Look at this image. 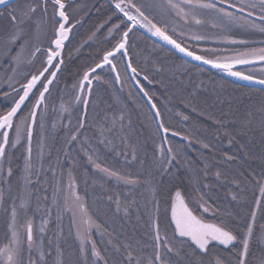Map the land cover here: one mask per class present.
Segmentation results:
<instances>
[{
    "label": "snow or ice",
    "instance_id": "snow-or-ice-1",
    "mask_svg": "<svg viewBox=\"0 0 264 264\" xmlns=\"http://www.w3.org/2000/svg\"><path fill=\"white\" fill-rule=\"evenodd\" d=\"M114 10L117 14H122L120 24H115L108 30L109 35L113 36L115 43L103 50V54L99 56L98 61L93 65L86 66L80 78L72 85L73 98L76 105H83L85 108L89 105V97H92L95 81L97 85L100 83L111 84V81L105 79V69L107 73H115L114 81L120 82L122 77L117 70V62H123L128 55V40L129 34L134 29L143 28L152 36L171 45L172 48L182 53L186 57H190L193 61L200 62L203 65H210L214 69L221 72H226L229 76L236 77L239 80L254 81L260 85H264V76L256 80L251 73L245 74L244 71L235 70L238 65H251L257 61L264 62V47H248L249 42L245 39H235L230 32L233 27H240L246 31H258L264 34V0H238V3H233L231 0H152L151 3H136L135 0H113ZM228 6L225 7L224 5ZM49 7L51 15L49 16ZM72 7L71 0H39V2L18 3L17 0H0V19L7 20L10 24V29L7 33H0V45L5 49V56L10 57L8 60L9 69L12 75L8 76V88L10 91L0 93L4 100L0 101V174L7 172V177L13 176L12 156L7 151L9 147L15 148L21 143L22 138L27 140V155L24 157V166L20 180V192L12 198V207L10 210L11 222L8 224L9 233H6V242L0 245V264H46L45 256H51L52 251L47 253L43 249V238L33 235V221L27 218L21 232L18 226L17 218L21 212L27 217L30 210V203L33 198L34 183L32 177H39L40 170H43V141L45 132L48 129V98L52 95V89L58 83V76L61 75L66 67L63 50L65 42L69 40V34L74 27L71 23L72 16L70 9ZM40 10L41 17L35 22V29L32 36L29 37L25 26L29 21H32L36 16L37 10ZM235 9L236 11H230ZM150 11H157L161 15V19L168 16H173L182 20L185 24L194 23L201 25L205 21L202 18V13L211 14L215 22L212 27H220L225 33L222 41L229 45L244 46L243 50L237 49L231 55L221 54L219 49H204L198 54L195 50H190L187 45L178 42L169 33L167 23L161 24L154 17L149 15ZM126 18V19H125ZM259 21V22H257ZM50 23L51 35L47 37V47L43 45L42 36L46 35L40 31L41 24ZM121 24L125 27L121 29ZM175 32V28L172 29ZM180 35H183L181 32ZM193 40H203L204 36L195 34L191 37ZM31 42L33 51L32 59L28 61L31 64L36 58L37 53H41L45 59L41 62L40 67L35 71H21V66L24 64L22 58L23 52L28 48ZM78 50V49H77ZM130 69L132 79H136L139 75L137 68L133 67L131 60L125 62V78L127 70ZM17 75L23 76V82L19 80L16 83L20 84L19 88L13 86L12 81ZM144 80L149 84L152 83L147 75H144ZM136 84L139 92L147 98V103L154 110L155 118L161 116L157 104L153 102V95L140 84L139 79H136ZM131 96V93H129ZM5 101H8L5 103ZM71 105L65 107L61 104V109L68 111ZM195 111V109H193ZM87 112L84 113L85 119ZM72 112L69 111V124L66 127L67 137L66 144L75 146L76 142L81 144V151L87 156V162L92 165V168L98 173L103 174V177L115 178L117 182H123L125 185L137 186L141 184L139 178H130L127 175H121L118 172L103 166L101 162V153L99 147H91L89 138L81 132L85 129V119L77 117L75 126L71 123ZM183 120L187 121L188 116H183ZM96 127L99 130L98 143L107 148L112 142L107 138V134H112L119 125V131L125 130V113L122 110L119 114H109L105 112L103 115L97 114L94 118ZM254 121H258L259 127L264 131V105L257 111H248L247 122L251 125ZM131 120H128L127 127L130 128ZM57 125L52 124L51 128L54 131ZM39 128L40 137V152L36 162L32 158V138L34 129ZM163 130L165 134L169 133L170 128L166 127L162 120L159 121L157 131ZM11 134V135H10ZM171 135L181 136V133L172 131ZM84 136L81 140L80 137ZM126 140V137L124 138ZM163 139L167 140V136ZM182 140L187 141V144L179 143L172 146L169 141V146L165 148L163 144L158 146L159 164L163 172H168L174 162H183L185 149L192 144L199 143L205 149L209 148V144L204 143L198 137L193 135H184ZM138 148L132 145L131 160H137ZM67 156L68 153L65 152ZM127 159V156H126ZM233 159V157H229ZM39 163V169L37 168ZM73 163L75 161L73 160ZM141 164L144 161H140ZM7 166V167H6ZM207 167V165H205ZM55 175V170L49 168ZM69 176V189L71 196H64L61 205L63 210L72 214V223L76 227V238L80 244V254L87 264V245L90 241L91 229L95 227L100 229V225L88 215L87 208L82 202V198L73 190L74 181L72 179L71 170ZM219 177L220 173L217 172ZM7 182V181H5ZM150 184V181H144ZM153 196L155 197V189L153 188ZM61 191L59 184L53 193V204L56 203V197ZM260 194L264 197V185L260 187ZM168 196L171 203V216L169 227H171V235L167 229L164 230L163 237L161 236V227L158 222H153L151 227L153 230L152 244L146 245L144 248H133L131 244H125L123 247L127 250L123 264H224L220 258L215 260L209 259L205 261V256H211L212 248L218 244L229 249L236 255V264H249L248 257L250 256L251 242L254 239V227L250 223L246 227V232L241 236L236 233L225 222L215 223L206 221L203 216L197 215V211L202 209L204 213L210 211L207 202H198L196 207L190 206V202L185 199L181 191L176 190L174 195L170 189ZM4 192L0 189V206L4 203ZM20 200L19 209L16 205V200ZM37 201L40 197H36ZM44 199H47L45 196ZM112 200V197H108ZM236 200L235 195L232 196ZM259 206L261 201L256 202ZM116 211H121V202L117 198L115 201ZM39 208V204H37ZM5 211H8L5 209ZM127 215V208L124 209ZM215 214V212H214ZM253 223L255 222L256 213L251 214ZM59 219V209H58ZM264 228V225H261ZM44 232V228L39 230ZM258 242L264 243V233L258 238ZM239 240L240 247L237 248ZM51 244V241H49ZM151 247V254L145 252V248ZM119 251V247H117ZM38 253V259L34 258V254ZM57 260L55 264H63L59 257L63 255L59 245L55 248ZM91 255L98 260H104L101 252L97 249L96 243L91 242ZM176 257L178 259H174ZM185 257L188 259L185 261ZM96 264V261H93ZM104 264H108L104 260ZM258 264H264L262 257Z\"/></svg>",
    "mask_w": 264,
    "mask_h": 264
},
{
    "label": "trees",
    "instance_id": "trees-1",
    "mask_svg": "<svg viewBox=\"0 0 264 264\" xmlns=\"http://www.w3.org/2000/svg\"><path fill=\"white\" fill-rule=\"evenodd\" d=\"M120 21L121 17L107 0L97 3L91 14L74 29L65 47L63 55L66 67L58 76V84L71 87L86 66L98 61L103 50L115 43V33L110 36L108 30L113 25L120 24ZM123 28L121 24V29ZM128 44L133 67L152 81L151 84L147 81L142 86L153 95V102L157 104L165 126L170 128V132L181 133V137L196 136L210 147L205 149L194 142L185 149L183 162H174L168 172L161 171L159 151L158 148L155 149V143H162L165 148L169 145L165 146L149 108L137 91L131 88V98L124 97L107 70L105 79L111 81V84L105 83L108 88H104L105 85H94L93 95L89 97V105L85 110L87 118H82L83 112L78 107L72 113V125L77 124V117L85 119V129H81V132L89 138L91 147H99L102 165L130 178H139L141 184L136 190L141 192L142 189L151 187L143 185L144 181H150L155 189L153 204H159L160 211L167 213L170 209L168 192L171 189L173 195L176 190L181 191L189 202L195 198L201 201L202 198L210 211L218 212L216 214L220 221L227 223L237 233L246 231L253 212L259 223L264 207V197L260 194V187L264 185V131L260 129L258 121L248 124L247 113L257 111L264 105V90L235 84L209 70L196 67L139 31L130 36ZM117 64L125 73L123 62ZM122 110L125 113V130L119 131L117 125L112 134L106 133L112 143L105 148L98 143L99 130L94 118L98 113L119 114ZM183 116H188L189 119L185 121ZM145 118L155 133L153 149L150 142L147 143L149 138L140 134L146 133L148 129V124L142 121ZM129 119L130 128L127 127ZM62 132L66 133V129L62 128ZM80 139L83 140L84 136ZM167 139L172 141L173 147L179 143L187 144V141L175 137ZM50 143V147L55 150L59 145V138L53 136ZM132 145L138 148L136 161L131 160ZM24 157L13 160L15 178L19 171L17 168L24 166ZM140 161L144 163L141 164ZM82 172L87 177L90 173L95 174L93 176L99 174L92 167H86ZM217 172L220 173L219 177L216 176ZM93 195L98 199L94 201L95 210L100 211L103 206H107L100 202L98 192H93ZM233 195L237 197L236 200L232 199ZM258 200L261 201L259 206L256 203ZM112 212L109 209V213ZM198 213L197 211V215H200ZM117 216L120 222L122 216ZM134 238L135 236L127 244L140 248L147 245L145 235H141L140 240ZM116 241L119 242L118 239ZM150 250V247L145 248L147 254ZM120 257L122 258L121 255ZM184 259L186 261L188 258Z\"/></svg>",
    "mask_w": 264,
    "mask_h": 264
},
{
    "label": "rangeland",
    "instance_id": "rangeland-1",
    "mask_svg": "<svg viewBox=\"0 0 264 264\" xmlns=\"http://www.w3.org/2000/svg\"><path fill=\"white\" fill-rule=\"evenodd\" d=\"M25 2H28V0H24L22 3ZM31 2L34 1L31 0ZM87 2L88 3L81 1V3L72 5L70 9V14L72 16L71 23L76 24L78 21L87 18L91 14L94 5L97 2H93L92 4H89V1ZM135 2L138 4L151 3L152 0H135ZM231 2L238 3V0H231ZM229 10L234 11L231 9ZM149 14L154 17L156 21L161 22V24L167 23L169 33L172 34L173 37L182 44L187 45L190 50H195L198 54L201 52V50L210 48L219 49L221 54L224 55H231L237 49L243 50L244 46L223 43L222 37L228 33H225L220 27H212V23L215 22V19L211 14L202 13V18L205 22L201 25H196L194 23L185 24L182 20L174 18L171 15L162 20L161 15L157 11H150ZM50 15L51 8L49 9V16ZM40 17L41 12L38 9L33 20L29 21L25 26L29 37L32 36V33L35 29V22L39 20ZM10 27L11 26L7 20L0 19V33H7ZM173 28H175V32H172ZM40 31L46 34L42 36V40L43 45L47 47V37L51 35L50 23L41 24ZM181 32L183 35H180ZM195 34L202 35L205 37V39L199 41L193 40L191 37ZM230 34L235 39L247 40L249 42L248 47H264V34L258 31L249 32L240 27H233ZM32 51L33 47L30 42L28 48L22 54L24 64L21 66V71H35V69L39 68L41 62L45 59L41 53H37L35 60H33L31 64H28V61L32 59ZM9 59L10 57L5 56L4 47L0 45V90L3 92L10 91L8 88V76L12 75V73L9 69ZM114 63L117 64V61ZM117 70L120 72L122 77L120 82H116L118 88L120 92L125 95L124 97L129 99L131 98L129 95V93L132 92L131 88L134 87L131 84L128 75V78H125V73L122 72L118 64ZM239 70L244 71L245 74L251 73L255 76V78L261 79L262 76H264V62L257 61L254 64L245 65ZM17 80L23 82V76L17 75L12 81L13 86L19 88L20 84L16 83ZM145 83V80H140V84ZM93 84L95 85L96 82L94 81ZM99 85H105L104 88H108V85L105 83H100ZM99 91H101V88H99ZM3 100L4 98L1 95L0 101ZM7 102L8 101H5V103ZM130 102L131 105L134 104L132 101ZM62 103L65 107L71 105V108H69L68 111L62 110ZM48 106L49 131L45 132L43 141L44 167L43 170H40L39 177H32L34 183L33 198L29 206L30 210L27 213V217L23 214V212H21L17 218V223L18 226H20L21 232L24 231L23 225L26 219H32L34 238L38 236L42 237L44 241V251L46 253L49 250L52 251L51 256H45L46 264H55L57 260L55 254V248L57 244L61 248V251L64 249V251H62L63 255L59 257L63 264H85L84 258L81 256L79 251L80 244L79 240L76 238V227L72 223V214L66 210H63L61 207L64 196H71L68 176L70 170L72 179L74 181L73 190L82 198V202L87 208L88 215L91 217V219L95 222V224L100 225L99 230H97L95 227L91 229L90 241L87 245L86 253L87 264H93V261H96V264H104V260H106L108 264H123V260L127 251L123 246L127 244V242H130L133 236H135V240H140L141 235H145V243H147V245L152 244L153 230L151 225L153 222H158L160 224L162 237L164 235L165 229H167L169 235H171V227H169L171 203L170 209L167 213L160 211L159 209L161 206L156 202L153 204L154 196L152 184H143L146 186L150 185L151 187L142 189L143 191L141 190L140 192L139 190H136V187H139L138 185H125L123 182H117L115 178L103 177V174L101 173L97 174L96 176H93L95 174L90 173L89 177H87L86 174L82 172L86 167L91 169L92 165L87 162V156L83 151H81L80 143L76 142L75 146L66 144L65 140L67 137V132H62V128L66 129L69 124V111L73 113V111L78 107H81V110L83 107L82 104L76 105L74 103L72 86L67 88L66 86L57 84L55 87H53L52 95L48 98ZM65 119H67L66 122H64ZM146 120L147 118L142 119L143 122H146ZM53 123L57 125L54 131L51 128ZM39 131V128L34 129L32 138V158L34 162L37 161L40 152ZM140 134L149 138L147 143L150 142V147L153 149V138L155 133L153 132V128H151L150 124H148L146 133L140 132ZM53 136H57L59 138V145L56 146L55 150L50 147V142L53 140ZM169 141L173 146L174 144L169 139L165 140L166 144L169 145ZM157 143L159 142L156 141L155 149H157L158 146L162 144ZM26 146L27 140L26 138H22L21 143L15 148L9 147L7 149L13 158L12 168L14 166L13 160L15 158L20 159L22 156L24 157L27 148ZM65 152L68 153L67 156L65 155ZM73 160L75 163H73ZM50 166L55 170V175H53V172L49 170ZM37 168L39 169V163H37ZM18 169L19 171L16 172L17 178L14 177V170H16V168L13 169V176L10 178L7 177L6 169L3 174H0V189H3L4 192V203L2 206H0V245H3L6 242V233H9L8 224L11 222L10 210L12 207V198L16 197L20 192L19 177L22 175L23 165L21 169L19 167L17 170ZM121 175L124 174L122 173ZM58 184L61 191L56 197V203L53 204V193L57 189ZM93 192H98L99 196H101L99 198L100 202L107 205L103 206L100 211H97L93 208V206H95L94 201L97 199L94 197ZM37 196L40 197L39 201L36 199ZM45 196L47 199H44ZM110 196L112 197V200L108 199ZM117 198L121 202L120 212L116 211L115 201ZM198 202L202 201H198L196 198L191 199L190 206L196 207ZM37 204H39V208H37ZM16 205L19 209V199L16 200ZM125 208H127V215L124 213ZM5 209L8 211H5ZM109 209L113 212L109 213ZM198 212V214L203 216V218L208 221H213L215 223L221 222L219 217H217L219 215L216 214L218 212H215V214L214 211L204 213L202 209H199ZM262 212L263 216L259 218V223L256 221L258 220L257 218L254 223L251 220V223L254 227V239L251 242L250 256L248 257L249 264H258L259 260L264 257V243L258 242L256 239L260 237L262 233H264V228H261V225H264V207L262 208ZM117 215L122 216V220H120V222L117 220ZM126 217L129 219L126 220ZM41 227L44 228L43 233L39 231ZM242 231L243 233L246 232L244 230ZM242 231L239 233L241 236L243 235ZM112 236H114V238ZM117 239L119 241L118 243L116 241ZM49 241H51V244H49ZM91 242L96 243V247L101 252L104 260L99 262L96 257L91 255ZM237 244H239V240ZM105 246H107V248ZM117 247H119V251H117ZM239 247L240 245H237V248ZM133 248L135 249L137 246H133ZM151 251L152 249L148 252V254H151ZM34 258L38 259V253L34 254Z\"/></svg>",
    "mask_w": 264,
    "mask_h": 264
},
{
    "label": "water",
    "instance_id": "water-1",
    "mask_svg": "<svg viewBox=\"0 0 264 264\" xmlns=\"http://www.w3.org/2000/svg\"><path fill=\"white\" fill-rule=\"evenodd\" d=\"M227 6H228V5H226V7H227ZM233 10H235V9H233ZM235 11H236V10H235ZM141 31H142V32H143L148 38H150L151 40H153L155 43H157L158 45L162 46V47L165 48L166 50L170 51L171 53H173L174 55H176V56L179 57L180 59H182V60H184V61H186V62H188V63H190V64H193V65H195V66H197V67H200V68H203V69L209 70V71L214 72V73H218V74H220L224 79H226V80H228V81H231V82H233V83H235V84H238V85H241V86H245V87H248V88L264 90V85H260V84H258V83H255L254 81H244V80H239V79H237L236 77L229 76L226 72H221V71L218 70V69H214V68H212L210 65H203V64H200V62L193 61L190 57H186V56H184L182 53H179L177 50H175L174 48H172L171 45H168V44H166L164 41L159 40L157 37L152 36L151 33L147 32L146 29H143V28H142ZM70 34H71V32H70ZM70 34H69V39H70ZM130 34H131V33H130ZM130 34H129V35H130ZM68 41H69V40H68ZM68 41L65 42V45L67 44ZM63 51H64V50H63ZM129 59H130V58H129V55H127V57L124 58V61H123V62H124V65H125V62H126L127 60H129ZM244 66H245V65H238V66H236V69H235V70H239L240 68H242V67H244ZM112 75H113V77H114V76H115V73H112ZM127 75H128V77H129L131 83L133 84V86L135 87V89L137 90V92L139 93V95L141 96V98L144 100V102L146 103V105L149 107V109H150V111H151V113H152V115H153V117H154L155 124H156V127H157L159 121L161 120V117H159V118H155V116H154V110H152V109L150 108V105L147 103V98L144 97L143 94L139 92V88H138V86H137V84H136V79H139V81H140V80L143 79L144 76L141 75V74H139V75L136 77V79H132L131 77H132L133 74L131 73V70H130V69L127 70ZM143 80H144V79H143ZM256 80H259V79L256 78ZM117 83H118V82H117ZM88 99H89V98H88ZM85 110H86V108L83 106V116H84ZM159 132H160L162 138H164L165 136H167V137H174V136L171 135V132H170V131H169V133L165 134V133L163 132V130L161 129V130H159ZM175 138L182 139L181 136H176ZM163 141H164L165 146H167V144H166V142H165V139H163ZM26 147H27V146H26ZM26 155H27V152H26ZM170 215H171V213H170ZM221 246H222V245H221ZM222 247H224V246H222Z\"/></svg>",
    "mask_w": 264,
    "mask_h": 264
},
{
    "label": "flooded vegetation",
    "instance_id": "flooded-vegetation-1",
    "mask_svg": "<svg viewBox=\"0 0 264 264\" xmlns=\"http://www.w3.org/2000/svg\"><path fill=\"white\" fill-rule=\"evenodd\" d=\"M24 0H17L18 3H22ZM35 3L39 2V0H32ZM81 1L88 3L87 1H89V4H92L93 2H99L100 0H71V4H77V3H81ZM109 2V4L113 7L112 2L113 0H107ZM97 3H95L94 7L97 5ZM93 7V9H94ZM50 9V7H49ZM114 9V7H113ZM120 17L122 16V14H118ZM150 15V14H149ZM151 16V15H150ZM86 18L82 19L81 21H78L76 24H74V29L80 24L82 23ZM126 19V18H125ZM73 24V23H72ZM73 29V30H74ZM72 30V31H73ZM137 31V29H135L133 31V33ZM205 219V218H204ZM206 220V219H205ZM208 221V220H206ZM208 222H213V221H208ZM238 243V241H237ZM239 246V244H237ZM220 258L224 261V264H236V255L234 252L230 251L229 249H226L224 247H222L221 245L216 244L213 248H212V254L211 256H205L204 259L207 262L209 259L211 260H215V258ZM229 257V258H228Z\"/></svg>",
    "mask_w": 264,
    "mask_h": 264
}]
</instances>
